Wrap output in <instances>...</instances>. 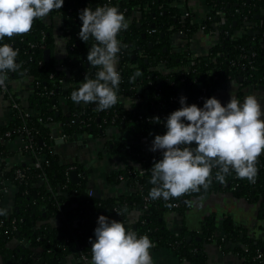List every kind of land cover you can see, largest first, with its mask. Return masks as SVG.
<instances>
[{
	"label": "trees",
	"instance_id": "16d2710c",
	"mask_svg": "<svg viewBox=\"0 0 264 264\" xmlns=\"http://www.w3.org/2000/svg\"><path fill=\"white\" fill-rule=\"evenodd\" d=\"M184 1L65 0L60 10L50 13L51 18H60L58 32L52 22L37 19L27 35L5 37L0 41V46L7 43L19 50L16 62L21 68L8 73L7 82L11 89L10 82L27 79L31 112L27 119L13 112L12 121L0 127V190L4 182L14 187L10 193L14 200L13 209L0 215L2 264H64L67 259L73 264H83L82 255L91 264L90 238L95 241L94 229L100 215L122 222L127 230L135 231L138 238L147 235L156 250L171 251L186 264H206L204 244L214 242L223 247L226 241L233 244L230 251L242 264H264V240L249 237L241 227L233 224L230 217H224L222 221L223 236L216 234L213 216L205 219L198 232L188 231L183 225L175 233L164 222L169 213L184 217L190 199L218 191L258 204L263 215L264 156L258 158L254 183L237 178L231 170L225 182L220 183L215 178L219 169L213 168L211 184L206 190L201 188L199 192L168 201L162 198L152 200L148 196L154 187L149 183L151 167L154 161L162 158V152L151 153L138 146L144 139L165 134L166 118L181 107V96L187 97L188 105L203 107L204 101L228 81L264 87V18L254 20L255 10L264 11V0H205L209 12L201 21H195L190 13H181ZM105 4L116 6L129 22V27L117 37L121 42L117 67L121 74L117 93L120 100L111 109L97 110L95 103L78 104L71 99V93L78 90L85 75L95 78L98 71L87 62L88 50L96 42L90 38L85 43L79 38L82 21L76 9L83 6L95 10ZM202 26H205V33L216 38L206 56L192 58L189 51L176 53L170 44L172 35L181 32L188 36ZM249 30L253 35L248 34ZM58 36L66 41V55L56 61L53 53ZM46 50L50 52L49 62L44 61ZM159 67L167 72H160ZM137 69L142 75L130 83L129 78ZM201 86L206 93L199 103ZM124 98L140 99V102L131 103L128 111L123 108ZM60 99L64 100L65 111ZM153 117H159L161 122L156 123ZM53 123H60V133L65 140H73L74 136L85 132L94 138H103L108 129L125 132L130 123H135L134 141L138 144L113 140L112 148L106 147L111 154L129 159L134 164L110 172L107 181L118 185L122 178L132 192L100 199L88 197L86 172L78 164L62 163L53 150ZM23 128L30 132L29 136L23 135L24 139L31 140L30 162L10 166L7 160L12 153L5 142L14 139L16 131ZM7 132L11 137L5 136ZM34 155L43 160L40 169L32 165ZM71 169L81 175L77 184L69 181ZM18 170L23 174L22 178H18ZM3 198L0 194V209L6 210L2 205ZM169 204L172 207H168ZM130 211H142L133 224H129ZM118 212L123 214L117 215ZM187 237L191 240L188 241ZM10 242H17V245L10 247Z\"/></svg>",
	"mask_w": 264,
	"mask_h": 264
},
{
	"label": "clouds",
	"instance_id": "9594fccd",
	"mask_svg": "<svg viewBox=\"0 0 264 264\" xmlns=\"http://www.w3.org/2000/svg\"><path fill=\"white\" fill-rule=\"evenodd\" d=\"M64 2L0 0V41L27 35L35 20L60 10ZM79 19L82 21L79 38L85 43L90 38L96 42L88 50L87 62L98 71L95 78L85 75L78 90L71 93V99L78 104L95 103L97 110L111 109L120 100L117 93L121 74L117 67L121 42L117 37L127 30L129 22L116 6L107 4L95 10L82 9ZM18 54L19 50L10 44L0 46V88L7 86L8 73L21 68L16 62ZM141 75L137 69L129 82L134 83ZM186 101L187 97H180L181 107L166 118L165 134L155 135L152 142L150 151H161L162 158L151 167L149 183L154 187L148 193L149 198L168 201L199 192L201 188L206 190L211 184L213 168L219 169L215 178L220 183L225 182L231 171L237 178L254 183L258 158L264 154V119H261L264 112L257 96L248 95L241 103L231 95L226 106L215 97L207 98L203 107L188 105ZM152 119L161 122L159 117ZM5 214L6 210L0 209V215ZM94 236V242L90 238L91 264H153L149 251L152 241L147 235L138 238L122 222L100 215Z\"/></svg>",
	"mask_w": 264,
	"mask_h": 264
},
{
	"label": "crops",
	"instance_id": "0c3cea01",
	"mask_svg": "<svg viewBox=\"0 0 264 264\" xmlns=\"http://www.w3.org/2000/svg\"><path fill=\"white\" fill-rule=\"evenodd\" d=\"M209 12V8L207 7L205 0H185L182 4L181 13L183 15L192 14L193 19L195 21L203 20ZM256 15V14H255ZM47 23H53L55 30L58 32V28L61 24L59 17L51 18L50 14L48 17L42 19ZM216 43V38L210 34L205 33L201 29H197L191 35L186 36L184 33H175L172 35L170 44L176 50L181 51H189L192 58H201L206 56L210 47H212ZM66 41L63 37L58 36L56 41V47L54 49V59L58 61L60 58H63L66 55ZM11 91L15 95V99L24 110H28V93L29 86L27 79L16 80L10 82ZM255 86L246 84L241 85L239 82L228 81L224 84L221 89L215 91L212 97L217 98L222 105L226 106L230 101L231 95L235 96L237 99L243 103L244 99L248 95L255 94ZM264 90H259V93L263 95L261 98L257 96L258 100L261 103L262 112H264V93L260 92ZM0 127H4L8 125L10 121H12V108L10 101L7 97L0 93ZM61 108L63 111L66 110V105L63 99H60ZM124 104V101H123ZM30 112V111H29ZM31 113V112H30ZM264 119V116L261 117ZM52 138H53V146L55 144H62L65 139H62V134L60 133V123L51 124ZM118 135H126L123 131H118L116 128L108 129L105 136L103 138L100 137L99 145L101 146V150L96 154V162L94 164H90V162L77 163L76 161H72L70 163H65L60 158V152H55L58 154L60 160L64 164H78L80 168H82L86 174L88 181L89 180H97L101 183H104L103 187L98 189L97 191L100 193L101 197H111L116 196L118 194H127V186L120 184H112L107 181L108 174L112 171L118 170L120 168H125L127 166H134L130 160L122 159L120 157L111 156L103 152L104 144L111 138H116ZM78 140V145L85 147L86 139L81 138L80 136H76ZM151 138H147L140 142L141 149L151 152V153H160L161 151L157 150L156 152L150 151L152 146ZM58 141L55 143V141ZM61 140V141H59ZM75 140V139H73ZM6 148H8L12 156L7 160L10 166H18L22 164H28L30 162V158L19 152V147L21 146L20 138H14L5 142ZM100 156V158H99ZM264 156V154H261ZM92 169V172L89 173L88 169ZM89 189L94 190L92 187ZM12 192V191H11ZM131 192V190H130ZM117 193V194H116ZM13 195L9 194L4 196L2 205L5 207L8 213L13 209ZM261 208L256 203H248L242 198L234 197L231 193L226 191H218L215 193H211L210 195H204L198 198H192L189 201V208L184 214V217H180L175 213H169L165 215L164 222L167 228L177 233L184 225L186 230L191 232H198L200 228L204 225V221L207 217L213 216L216 221V234L223 236L224 232L222 229V221L224 217H230L233 224L241 227L244 232L249 237H255L258 239L264 240V214L261 215ZM263 213V212H262ZM129 220L132 224L137 219V214L130 213ZM17 242H10V247H15ZM233 244L226 241L223 247H219L216 243L204 244V249L207 254V262L206 264H242V261L233 254L230 249L233 248ZM150 255L153 259V264H186L184 261H180L177 259L175 254L171 251L158 249L156 250L154 247L151 248ZM0 264L1 261H0ZM64 264H73L71 259L65 260Z\"/></svg>",
	"mask_w": 264,
	"mask_h": 264
},
{
	"label": "built area",
	"instance_id": "2783aa9c",
	"mask_svg": "<svg viewBox=\"0 0 264 264\" xmlns=\"http://www.w3.org/2000/svg\"><path fill=\"white\" fill-rule=\"evenodd\" d=\"M82 9H84L83 6L78 7L76 9V13L79 14ZM203 29H205V26H202L201 27V30H203ZM157 70H159L160 72H167V70L165 71V69L162 68V67L157 68ZM184 70L187 71V68H185ZM149 84L151 85L152 82H149ZM6 85L7 86L5 88H0V93L3 94V95H5L7 97V99L10 101L12 111L13 112H16L18 114V116L21 117L22 119L29 118L30 117V112L28 110H24L23 108H21V106L19 105V103L16 101L13 92L8 87L9 83L6 82ZM205 93H206V89L203 86H201L200 87V95L197 98V101L199 103H201L203 101V96H204ZM123 101H124L123 108L125 110L130 111L131 110L130 109V104L131 103H138V102H140V99L130 100L129 98H124L122 100V102ZM138 118L141 119V116H139ZM24 134H26V135L29 136L30 132L28 130H26L25 128H23L22 130H17L16 131V135H15L16 137L15 138H20V140H21V146L18 149L19 152L21 154H24L25 153V155L28 156V154H30V152H31V140L29 142V140L24 139L23 138V135ZM5 136L8 137V138L11 137V133L10 132H7L5 134ZM62 139H65V136L64 135H62ZM32 157L34 159V162H32V165L36 169H40L43 160L39 156H37V155H34ZM134 169L137 170V171H139L140 174L142 173V170L141 169H138L136 167ZM71 170H75V169H71ZM17 176H18V178H22L23 177V174L21 173L20 170L17 171ZM78 177L79 178L81 177V175L79 173H78ZM123 183H124V185L127 186V189H126L128 191L127 194L130 193V190L132 192V189L127 185L126 181L123 180L122 178H120V185H123ZM12 190H14V187H12L11 185H9L7 182H4V187H3V189L0 190V194L4 197V196L10 194ZM87 196L88 197L93 196V190L92 189H89L87 191ZM145 202H148V198H145ZM175 207H176V205H175ZM146 208L147 207L144 206V209H146ZM130 213L137 214L136 217L138 218L141 215L142 211H130L128 214H130ZM129 224H132V222L130 221ZM153 247H154V244H153ZM259 257H260V255H259ZM80 260L83 262V264H90L89 263V260L85 256H83V255L80 257Z\"/></svg>",
	"mask_w": 264,
	"mask_h": 264
},
{
	"label": "rangeland",
	"instance_id": "374dc122",
	"mask_svg": "<svg viewBox=\"0 0 264 264\" xmlns=\"http://www.w3.org/2000/svg\"><path fill=\"white\" fill-rule=\"evenodd\" d=\"M255 93L257 96L263 97L262 94L259 93V89H255ZM263 92V91H260ZM264 93V92H263ZM1 100V99H0ZM81 138H84L86 140V146L82 147L81 145H78V140H66L63 141L62 144H55L53 146V150L55 152L59 151L60 158L65 163H70L72 161H76L78 164L83 162H90V164H94L95 166L96 160V154L98 151L101 150V146L98 144L100 138H94L90 136L88 133H82L80 135ZM150 140H154V138H151ZM89 187H92L94 190H98L102 188L104 183H101L100 181H97L96 179L93 181L92 179L88 181ZM117 194V193H116Z\"/></svg>",
	"mask_w": 264,
	"mask_h": 264
},
{
	"label": "water",
	"instance_id": "95a60500",
	"mask_svg": "<svg viewBox=\"0 0 264 264\" xmlns=\"http://www.w3.org/2000/svg\"><path fill=\"white\" fill-rule=\"evenodd\" d=\"M255 13H256V15L254 16V20H261V19L264 18V11L256 12V10H255ZM247 25H249V24H247ZM248 34L253 35V31L252 30H249L248 31ZM143 38H144V36H143ZM175 52L176 53H179L180 50H176ZM43 57H44V61L45 62H49L50 61V52H49V50L44 51ZM239 81H241V80H239ZM258 89L259 90H264V87L259 86ZM128 127H129V130H130V134L131 135L137 133V126H136L135 123L129 124ZM74 139L76 140L77 137L74 136ZM59 141H61V140H59ZM57 142L58 141L56 140L55 143H57ZM134 143L135 144H138V142H134ZM69 181H70L71 184H77L79 182V177H78V171L77 170H70L69 171ZM93 196L96 199H100L101 198L100 193L97 190H93ZM187 240L190 241L191 240V237H187ZM196 240H200V239L199 238H196ZM262 252H263V250H262Z\"/></svg>",
	"mask_w": 264,
	"mask_h": 264
},
{
	"label": "flooded vegetation",
	"instance_id": "af4514ba",
	"mask_svg": "<svg viewBox=\"0 0 264 264\" xmlns=\"http://www.w3.org/2000/svg\"><path fill=\"white\" fill-rule=\"evenodd\" d=\"M125 134L126 135H124V136L123 135H118V136H116V138H111L109 140H106L107 142L104 144L103 152H106V154H109L111 156H116V157H120V158L123 159V157H121V156L111 154L108 150H106V147L112 148L111 141H113V140H124V142H126L127 144L128 143L130 144V143L137 142V141H134L135 140V134H132V135L130 134L129 127L125 130ZM99 158H100V156H99ZM124 159H126V158H124ZM127 160H129V159H127ZM88 171H90L89 173H91L92 169L90 168V169H88Z\"/></svg>",
	"mask_w": 264,
	"mask_h": 264
}]
</instances>
